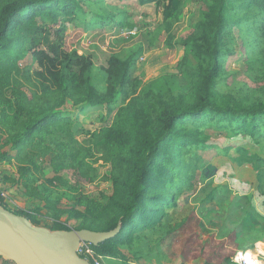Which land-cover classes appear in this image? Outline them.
<instances>
[{
  "label": "trees",
  "instance_id": "trees-1",
  "mask_svg": "<svg viewBox=\"0 0 264 264\" xmlns=\"http://www.w3.org/2000/svg\"><path fill=\"white\" fill-rule=\"evenodd\" d=\"M162 1L138 0L140 5L157 6ZM166 1L162 24L146 32L145 41L153 47L165 33V44H180L185 53L177 73L144 82L133 68L137 54L123 58L112 53L106 65L96 68L93 56L65 44L66 22H81L89 31L126 27L122 16L127 12L117 5L103 1L98 3L100 12H90L82 0H0V150L11 144L20 163L18 181L24 195L44 201L34 210L16 211L0 190L1 205L34 225L39 224L37 213L46 209L51 230L71 229L60 220L63 215L79 219L75 229H118L114 237L91 247L96 255L126 262L130 260L126 249L133 247L139 235L154 230L169 214L166 209L175 206V191L169 184L172 175L165 160L176 163L183 147L207 148L217 140L201 127L225 131L220 140L223 145L240 141L234 162L240 166L250 163L257 197L264 206V156L255 153L264 142V83L242 94L218 88L226 57L235 53L227 40L233 26L245 33L242 46L247 56L264 62V0H206L207 9L180 38L173 29L182 6L175 8V0ZM48 31L51 42L41 48L38 37ZM26 43L38 68L19 65ZM87 105L105 106L107 114L115 112V116L94 131L92 144L84 147L75 136L71 111ZM94 148L111 164V194L103 196L105 201L81 195L72 207H59L61 197L58 194L52 200V187L63 178L38 182L41 167L35 172L31 165L36 158L56 153L52 162L58 169L70 157L71 164L84 171L90 167L86 158L94 156ZM0 158L10 156L4 152ZM255 213L264 220L263 213ZM225 261L231 262L232 257Z\"/></svg>",
  "mask_w": 264,
  "mask_h": 264
},
{
  "label": "rangeland",
  "instance_id": "rangeland-1",
  "mask_svg": "<svg viewBox=\"0 0 264 264\" xmlns=\"http://www.w3.org/2000/svg\"><path fill=\"white\" fill-rule=\"evenodd\" d=\"M103 1L117 5L127 12L122 16L126 27L113 25L89 31L81 22H66L65 44L68 48L93 56L96 68L106 65L112 53H118L123 58L137 54L133 68L144 82L167 73L178 72V64L184 56L185 48L177 43L169 47L165 44V33L154 41L153 47H149L150 42L144 38L146 32H153L162 24L163 6L168 1H162L159 6L154 3L140 5L138 0H82V3L86 10L100 12L98 3ZM180 5V21L173 29L177 38L189 33L201 12L207 9V1H174L175 8ZM91 18L93 17H89V20ZM51 34L48 31L38 37L41 48H46L51 42ZM244 38L245 33L237 26L229 29L227 40L235 53L226 57L224 73L218 85L219 90L224 93L242 94L264 83V62L247 56L246 48L242 46ZM29 46V43L24 45L26 51L22 49L25 53L19 65L21 68L30 65L33 69L38 68L32 52L28 50ZM96 71L98 72L97 69ZM97 75L96 80H99L100 73ZM114 116L115 112L112 115L107 114L105 106L87 105L83 109L71 111L78 142L84 147L89 146L92 133L110 124ZM201 128L205 134L217 140L211 142L207 148L183 147L176 163L170 162V158L165 160L164 163L168 164L172 175L169 184L175 191V206L166 209L169 214L163 216L161 223L154 229L156 233L139 235L133 247L126 249L130 259L128 263L134 258L142 257L145 254L143 248H147V245L159 246L158 242L162 236H166L170 242L163 251H156L154 255H164L171 263H178L177 259H180L183 260L182 264H199L205 261L223 264V261L232 257L238 249H253L260 242V248L264 249V220L255 213V210H259L264 214V206L257 197L255 171L250 163L240 166L234 162V158L239 155L236 148L240 146V141L223 145L220 140L226 135L225 131L209 125ZM5 140L4 134L3 141ZM255 151L264 156V142ZM4 152H7L10 158H0V190L8 197L9 207L19 211L34 210L43 206L44 201L41 199L24 195L25 189L18 181L20 163L11 144L0 150V157ZM55 154L49 153L46 157L36 158L31 167L35 172L36 167H41V171L37 172L40 177L38 182L52 179L54 176L63 178L62 182L55 181L52 187V200H55L58 194L61 197L59 207H72L76 197L81 195L105 201L103 196L111 194V164L103 159V153L97 148H94V156L86 158L90 167L86 166L84 171L74 167L70 157L64 161V166L58 169L56 163L52 162L57 156ZM11 200L14 203H10ZM37 214V226L51 229L52 223L46 209L42 208ZM60 220L71 229L77 228L80 222L79 219L69 218L67 215H63ZM151 235L157 239L147 242L146 239ZM122 263L127 264L126 261ZM122 263L105 260V264Z\"/></svg>",
  "mask_w": 264,
  "mask_h": 264
},
{
  "label": "water",
  "instance_id": "water-1",
  "mask_svg": "<svg viewBox=\"0 0 264 264\" xmlns=\"http://www.w3.org/2000/svg\"><path fill=\"white\" fill-rule=\"evenodd\" d=\"M117 231L51 230L0 206V256L14 264H90L78 254L80 244L98 245Z\"/></svg>",
  "mask_w": 264,
  "mask_h": 264
},
{
  "label": "crops",
  "instance_id": "crops-1",
  "mask_svg": "<svg viewBox=\"0 0 264 264\" xmlns=\"http://www.w3.org/2000/svg\"><path fill=\"white\" fill-rule=\"evenodd\" d=\"M154 231H156V230H151V231H149V233H151V234L156 233ZM161 238L162 239H160L158 242L159 246H156V244H152V247L147 245V248L146 247L143 248V249H145V254L142 255V257L134 258L132 262H129V263L127 262V264H182L183 260H180V259L179 260L177 259L178 263H176V261H174L175 263L174 262L171 263V261H169L168 258H166V256H164V255H161V256H159V255L155 256L154 255L156 251L159 253L161 251H163V249L167 246V243L170 242L166 236H162ZM151 239L156 240L157 238H156V236L151 235L150 238L146 239V240H147V242H150ZM153 243H156V241H153ZM260 244H262V243H259L258 245H260ZM108 260H112L115 262L122 263V260H119V259L108 258ZM123 262H125V261H123ZM231 263L235 264L232 261H231ZM0 264H4L3 259H1V258H0ZM199 264H220V263L219 262L215 263V262H211V261L210 262L205 261V263L200 262ZM223 264H229V262L223 261Z\"/></svg>",
  "mask_w": 264,
  "mask_h": 264
},
{
  "label": "built area",
  "instance_id": "built-area-1",
  "mask_svg": "<svg viewBox=\"0 0 264 264\" xmlns=\"http://www.w3.org/2000/svg\"><path fill=\"white\" fill-rule=\"evenodd\" d=\"M2 195H3L4 201L8 202L7 201L8 197L5 195V192H3ZM10 203H14V202L12 201ZM1 204H2V201H0V206H3ZM91 245L92 243L90 242H82L78 248V254L83 259L89 261L90 264H105V260L108 258L101 256V255H96ZM257 245L253 249H238L237 251H235L234 255L232 256V262L236 264L235 258L237 257L238 254L251 252L252 255L256 256L257 259L259 260V264H264V254H261V253H264V249L262 250L259 246V251H258ZM239 264H244L243 259L239 260Z\"/></svg>",
  "mask_w": 264,
  "mask_h": 264
},
{
  "label": "clouds",
  "instance_id": "clouds-1",
  "mask_svg": "<svg viewBox=\"0 0 264 264\" xmlns=\"http://www.w3.org/2000/svg\"><path fill=\"white\" fill-rule=\"evenodd\" d=\"M258 251H259V245H257ZM264 254V253H261ZM243 259L244 264H259V260L256 256L252 255L251 252L238 254L235 258L236 264H239V260Z\"/></svg>",
  "mask_w": 264,
  "mask_h": 264
}]
</instances>
